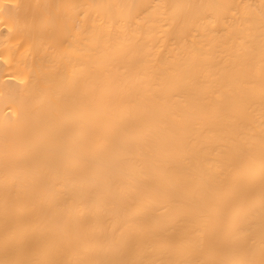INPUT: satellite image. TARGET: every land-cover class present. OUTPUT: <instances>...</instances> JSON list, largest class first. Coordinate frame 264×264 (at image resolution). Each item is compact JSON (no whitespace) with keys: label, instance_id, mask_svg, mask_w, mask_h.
Instances as JSON below:
<instances>
[{"label":"bare ground","instance_id":"6f19581e","mask_svg":"<svg viewBox=\"0 0 264 264\" xmlns=\"http://www.w3.org/2000/svg\"><path fill=\"white\" fill-rule=\"evenodd\" d=\"M0 264H264V0H0Z\"/></svg>","mask_w":264,"mask_h":264}]
</instances>
